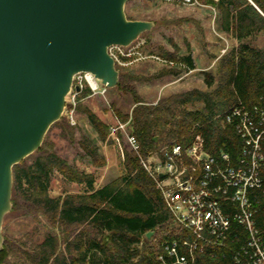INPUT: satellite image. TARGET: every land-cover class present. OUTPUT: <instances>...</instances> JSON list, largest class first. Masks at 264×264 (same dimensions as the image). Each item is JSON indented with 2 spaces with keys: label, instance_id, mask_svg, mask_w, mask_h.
I'll return each mask as SVG.
<instances>
[{
  "label": "trees",
  "instance_id": "16d2710c",
  "mask_svg": "<svg viewBox=\"0 0 264 264\" xmlns=\"http://www.w3.org/2000/svg\"><path fill=\"white\" fill-rule=\"evenodd\" d=\"M198 1L217 10L221 30L239 42L220 58L216 74L203 72L210 90L192 89L149 104L130 86L129 80L133 78L128 79L122 72L114 90L132 96L131 134L139 140L143 156L176 143L187 146L201 135L210 154L227 151L236 162L243 142L234 127L224 121V116L236 105L264 108V46L246 42L264 33V0ZM167 56L175 58L172 54ZM178 59L189 70L196 69L191 55ZM179 73L173 69L165 71V75ZM90 91L88 87L84 89L80 98ZM84 113L98 139L107 141L110 126L91 110ZM116 113L123 122L130 117L122 115L119 109ZM54 125L68 130L75 140L77 127L64 119ZM78 145L92 165H106L99 145L92 138L82 135ZM50 146L44 142L34 154L14 166L12 201L16 207H24L28 214L44 216L61 235L48 233L32 248H27L22 240L17 245L5 238L0 264H20L18 261L21 264H162L159 257L164 254L163 238L155 241V236L147 238L146 234L156 233L169 223L171 214L139 156L126 148L122 174L97 188L94 174L79 170ZM54 172L84 184L85 191L50 196L49 182ZM258 222L264 228V200L259 205ZM13 257L17 263L12 262ZM195 264L234 263L223 252L214 255L207 252L198 254Z\"/></svg>",
  "mask_w": 264,
  "mask_h": 264
},
{
  "label": "water",
  "instance_id": "95a60500",
  "mask_svg": "<svg viewBox=\"0 0 264 264\" xmlns=\"http://www.w3.org/2000/svg\"><path fill=\"white\" fill-rule=\"evenodd\" d=\"M127 2L0 0V251L13 168L60 120L74 77L86 72L116 87L120 71L110 47H128L153 28L152 21L129 19Z\"/></svg>",
  "mask_w": 264,
  "mask_h": 264
},
{
  "label": "built area",
  "instance_id": "2783aa9c",
  "mask_svg": "<svg viewBox=\"0 0 264 264\" xmlns=\"http://www.w3.org/2000/svg\"><path fill=\"white\" fill-rule=\"evenodd\" d=\"M178 1L206 6L198 0ZM207 7L217 15L214 7ZM109 52L116 65L153 58L188 69L185 63L146 55L135 43L128 47L114 45ZM98 81L86 72L74 77L68 95L71 110L85 85L93 94H105L108 87H100ZM224 121L234 127L243 142L236 162L227 151L210 154L201 135L187 146L176 143L147 156L142 155L136 136L128 135L132 151L156 182L171 214L170 222L177 227L175 233L163 237L164 254L159 257L162 264H195L198 254L207 252H223L234 264H264V228L258 222L259 205L264 200V108L236 105L225 113ZM126 125L118 122L110 128L119 144L117 133Z\"/></svg>",
  "mask_w": 264,
  "mask_h": 264
},
{
  "label": "rangeland",
  "instance_id": "374dc122",
  "mask_svg": "<svg viewBox=\"0 0 264 264\" xmlns=\"http://www.w3.org/2000/svg\"><path fill=\"white\" fill-rule=\"evenodd\" d=\"M125 11L129 19L154 22L153 28L141 34L134 42L135 45H140L144 54L166 59L168 54H172L175 58L169 60L178 63L179 57L191 55L195 62L196 69L192 71L179 65L171 67L153 58L138 60L128 66L117 64L120 73L126 74L128 79L133 78L129 80L130 86L134 88L137 96L149 104L192 89L210 90L204 81L203 72L216 74L220 58L239 44L230 33L221 30L218 12L215 16L213 9L207 6L185 5L178 0H128ZM246 42L263 47L264 33ZM169 69L180 73L165 75V71ZM98 84L100 87L103 86L101 81H98ZM87 87L85 85L84 89ZM114 88H108L105 94H93L90 91L84 98H80V94L74 110H71L67 96L66 107L60 120L64 119L71 126L77 127L75 140L71 139L68 130L56 127L54 123L43 141L50 144L51 150L79 170L94 174L97 188L114 181L122 174L125 150L128 148L132 151L128 142V135L131 134L132 96L122 95ZM115 107L122 115L129 114L130 117L126 122L119 119ZM86 109L94 112L110 128L116 126L118 122L127 124L124 130L121 129L117 133L120 144L112 136L111 129L107 141L102 142L98 139L84 113ZM82 135L89 136L99 145L100 153L106 159L105 166L92 165L78 145ZM49 191L52 197L81 194L85 191V185L72 182L60 173L54 172L49 182ZM176 231L177 227L169 222L152 236L158 241ZM48 233L61 235V231L54 228L44 216L28 214L22 206L19 208L13 203L11 211L5 216L3 236L17 245L24 241L27 248H32L33 245L43 241ZM12 262L17 263L16 258L13 257ZM18 262L21 264L20 261Z\"/></svg>",
  "mask_w": 264,
  "mask_h": 264
}]
</instances>
